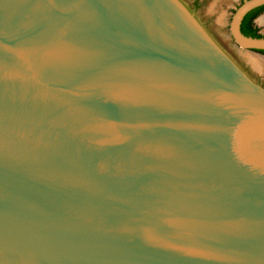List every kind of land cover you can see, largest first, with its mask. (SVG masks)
Wrapping results in <instances>:
<instances>
[{
	"label": "water",
	"instance_id": "water-1",
	"mask_svg": "<svg viewBox=\"0 0 264 264\" xmlns=\"http://www.w3.org/2000/svg\"><path fill=\"white\" fill-rule=\"evenodd\" d=\"M0 264H264V87L180 0H0Z\"/></svg>",
	"mask_w": 264,
	"mask_h": 264
},
{
	"label": "rangeland",
	"instance_id": "rangeland-1",
	"mask_svg": "<svg viewBox=\"0 0 264 264\" xmlns=\"http://www.w3.org/2000/svg\"><path fill=\"white\" fill-rule=\"evenodd\" d=\"M186 5L192 9V0H182ZM241 4L240 0H200L199 10L195 11V16L208 27V30L218 42L221 48L229 53L232 58L244 69L249 71L250 75L256 81H261L264 84V75L255 72L249 65L244 62L239 55V51L234 46L230 33L229 24L235 10ZM264 18V12L261 13L255 20L256 28L264 37V24L261 19ZM256 57L258 60L264 61V55L255 52H246Z\"/></svg>",
	"mask_w": 264,
	"mask_h": 264
},
{
	"label": "flooded vegetation",
	"instance_id": "flooded-vegetation-1",
	"mask_svg": "<svg viewBox=\"0 0 264 264\" xmlns=\"http://www.w3.org/2000/svg\"><path fill=\"white\" fill-rule=\"evenodd\" d=\"M185 6H186V8L195 16V11L196 10H199V7H200V0H192V7H193V9L190 7V6H188V5H186L182 0H180ZM244 0H240V2L242 3ZM259 8L260 7H258V8H256V9H254V10H252V13H250V15H251V17H249L248 18V21H249V24H250V26L252 27V28H254V29H256L257 30V33L260 35V36H262L260 33H259V31H258V29L256 28V25H255V20L257 19V17L261 14V13H263L264 12V10L263 11H261L260 13H258L257 15H256V13L258 12L257 10H259ZM254 11V12H253ZM256 15V16H255ZM255 16V17H254ZM196 17V19L203 25V23L198 19V17L197 16H195ZM203 27L206 29V31L209 33V35L214 39V37L212 36V34L210 33V31L208 30V27L207 26H205V25H203ZM215 40V39H214ZM216 41V40H215ZM217 42V41H216ZM218 43V42H217ZM241 67V66H240ZM244 71H246V73L251 77V78H253L251 75H250V73H249V71H247L246 69H244L243 67H241ZM255 80V79H254ZM256 81V80H255ZM257 82H259V81H257ZM263 87H264V84H262L261 83V81L259 82Z\"/></svg>",
	"mask_w": 264,
	"mask_h": 264
},
{
	"label": "bare ground",
	"instance_id": "bare-ground-1",
	"mask_svg": "<svg viewBox=\"0 0 264 264\" xmlns=\"http://www.w3.org/2000/svg\"><path fill=\"white\" fill-rule=\"evenodd\" d=\"M261 23L264 24V18H262ZM239 55L242 57L244 62L249 65L255 72L264 75V61L258 60L256 57L249 53L239 51Z\"/></svg>",
	"mask_w": 264,
	"mask_h": 264
},
{
	"label": "trees",
	"instance_id": "trees-1",
	"mask_svg": "<svg viewBox=\"0 0 264 264\" xmlns=\"http://www.w3.org/2000/svg\"><path fill=\"white\" fill-rule=\"evenodd\" d=\"M264 10V6H261L260 8H259V10H257L258 12L256 13V15L258 14V13H260L261 11H263ZM254 12V11H253ZM250 13H252V11L251 12H249L245 17H244V19L242 20V22H241V25H240V31H241V33L243 34V35H245V36H250V37H256V38H260V37H262V36H260L258 33H257V30L256 29H254V28H252L251 26H250V24H249V21H248V18L249 17H251V15H250ZM255 15V16H256ZM254 16V17H255ZM259 54H262V55H264V51H257Z\"/></svg>",
	"mask_w": 264,
	"mask_h": 264
}]
</instances>
